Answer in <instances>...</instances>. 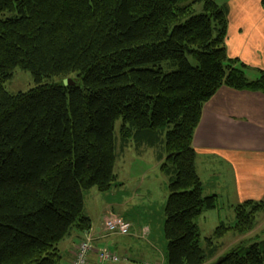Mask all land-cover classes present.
<instances>
[{"label": "trees", "instance_id": "1", "mask_svg": "<svg viewBox=\"0 0 264 264\" xmlns=\"http://www.w3.org/2000/svg\"><path fill=\"white\" fill-rule=\"evenodd\" d=\"M0 12L10 14L0 19V264H60L59 244L92 227L84 192L116 185L118 147L132 143L155 148L168 177L167 264L213 263L219 239L256 228L264 200L238 204L235 223L221 222L205 242L197 222L218 207L196 165L204 105L222 86L264 92V71L251 79L247 64L228 54V6L0 0ZM16 68L30 71L36 86L10 93L5 83ZM53 78L62 82H44ZM220 258L264 264V241Z\"/></svg>", "mask_w": 264, "mask_h": 264}, {"label": "crops", "instance_id": "2", "mask_svg": "<svg viewBox=\"0 0 264 264\" xmlns=\"http://www.w3.org/2000/svg\"><path fill=\"white\" fill-rule=\"evenodd\" d=\"M229 1L228 54L230 57L240 59L247 64L248 77L257 79L260 77L261 71H264L263 0ZM194 147L197 151V170L202 182L204 180L199 171V165L201 163V169L204 170L206 161L210 160L207 158H213L222 164H229L232 168L236 179L237 200L229 204L231 220L228 224L235 223L234 209L238 204L250 200H264V92L236 90L228 86H222L204 105L200 124L194 133ZM146 148V146L140 147L138 154L143 156ZM128 151L127 148L125 151L119 152L115 167L118 175L116 185L122 187H125V182L120 181L118 168H121L119 162ZM203 184L205 189L206 184L204 182ZM209 194L218 195L217 192ZM105 211L104 216L101 218L102 224L106 214L113 210ZM85 213L90 217L92 227L87 232L74 229L59 244L62 254L60 264L71 263L77 245L88 234L100 237L98 238L97 247H102L103 242L107 243V241H104L107 238L101 237V233L97 231V224L87 212L86 204ZM222 219L223 217L220 218V221ZM259 220L258 218V223ZM262 225H264V222L257 224L256 228L249 234L260 235L264 233ZM106 247L110 248V246ZM152 248L153 256L150 262L167 264V252L163 250L161 254L160 248L155 245ZM222 250L221 247L214 258V262L222 255ZM159 255L161 258H159ZM91 263L97 264L95 254L91 256Z\"/></svg>", "mask_w": 264, "mask_h": 264}, {"label": "rangeland", "instance_id": "3", "mask_svg": "<svg viewBox=\"0 0 264 264\" xmlns=\"http://www.w3.org/2000/svg\"><path fill=\"white\" fill-rule=\"evenodd\" d=\"M215 1L221 6H228L230 2L229 0ZM196 10L198 13H202L204 11L203 4H196ZM9 15L0 12V19ZM70 81L73 82V78L63 80L66 84ZM44 82H62V80L53 78L46 79ZM35 86L36 83L31 72L21 68H16L13 78L5 83L6 89L12 94L29 91ZM121 125L122 120H118L115 128L118 145ZM128 149L129 151L119 162L121 168H118L120 181L125 182V187L116 185L108 192H101L94 187L84 192V198L87 212L97 224L98 232L104 233L101 218L104 216L105 210H113L115 213L124 216L132 224L129 235H111L104 240L107 243L103 242L102 247L110 246L111 249L117 251L123 258L122 264L130 262L132 264H144L152 261V246H158L161 254L163 250L167 252L164 222L166 217L165 204L169 195L168 177L161 171L155 148L147 147L143 156L138 154L135 143ZM119 152L121 150L118 147ZM207 159L210 160L206 161L204 170L201 169L202 164L199 165L203 182L206 184L205 194L217 192L219 196L218 207L205 211L197 219L201 228L202 242H205L206 238L213 237L221 222L228 223L231 220L229 204L237 200L236 179L230 165L219 163L213 158ZM221 217L223 219L220 221ZM258 218L260 219L258 224L264 222V211L258 214ZM261 240L264 241V233L239 235L229 232L219 239L223 243L221 256L242 242L251 244ZM159 258H161L160 255Z\"/></svg>", "mask_w": 264, "mask_h": 264}, {"label": "built area", "instance_id": "4", "mask_svg": "<svg viewBox=\"0 0 264 264\" xmlns=\"http://www.w3.org/2000/svg\"><path fill=\"white\" fill-rule=\"evenodd\" d=\"M132 224L126 220L122 215L110 211L104 218L103 228L104 233L100 236L108 238L111 235H129L131 232ZM100 237L93 234H88L75 250V256L70 264H92L91 256L96 255L97 264H120L123 258L120 254L108 247H97V242ZM144 264H152V262H145ZM159 264V263H156Z\"/></svg>", "mask_w": 264, "mask_h": 264}, {"label": "water", "instance_id": "5", "mask_svg": "<svg viewBox=\"0 0 264 264\" xmlns=\"http://www.w3.org/2000/svg\"><path fill=\"white\" fill-rule=\"evenodd\" d=\"M69 84H73V82L70 81ZM221 262H222V259L220 258V259H218L216 262L211 263V264H221Z\"/></svg>", "mask_w": 264, "mask_h": 264}]
</instances>
